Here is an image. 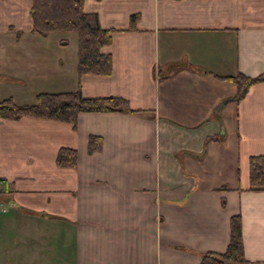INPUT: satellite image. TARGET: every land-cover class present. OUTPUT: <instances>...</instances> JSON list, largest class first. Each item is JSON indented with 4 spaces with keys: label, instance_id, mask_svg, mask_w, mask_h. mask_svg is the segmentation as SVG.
I'll return each mask as SVG.
<instances>
[{
    "label": "crops",
    "instance_id": "obj_1",
    "mask_svg": "<svg viewBox=\"0 0 264 264\" xmlns=\"http://www.w3.org/2000/svg\"><path fill=\"white\" fill-rule=\"evenodd\" d=\"M30 6L0 0V102L79 88L140 113L0 119V264H199L226 251L234 216L245 259L264 262L248 164L264 156V82L236 81L264 76V0H85L113 31L109 76H79L77 35L33 33Z\"/></svg>",
    "mask_w": 264,
    "mask_h": 264
},
{
    "label": "trees",
    "instance_id": "obj_2",
    "mask_svg": "<svg viewBox=\"0 0 264 264\" xmlns=\"http://www.w3.org/2000/svg\"><path fill=\"white\" fill-rule=\"evenodd\" d=\"M85 0H31L30 18L32 32L45 38L53 33H75L78 39L77 72L79 76H109L111 56L102 48L111 43L112 30L102 29L96 14L86 13ZM136 16L130 19L134 23ZM241 87L264 82V76L254 79L239 77ZM240 85V84H239ZM81 113H129L132 110L122 98H84L78 88L75 92L61 94H38L32 106H16L8 99L0 102V119L18 120L23 116L67 123L75 128ZM101 138L90 136L87 144L89 154L101 149ZM75 150L62 148L58 151L56 164L62 168H72L76 164ZM250 190L264 191V156L249 158ZM199 264H264L245 259L241 223L239 216L230 220V239L224 253H205Z\"/></svg>",
    "mask_w": 264,
    "mask_h": 264
},
{
    "label": "built area",
    "instance_id": "obj_3",
    "mask_svg": "<svg viewBox=\"0 0 264 264\" xmlns=\"http://www.w3.org/2000/svg\"><path fill=\"white\" fill-rule=\"evenodd\" d=\"M6 213V206L0 202V214Z\"/></svg>",
    "mask_w": 264,
    "mask_h": 264
}]
</instances>
